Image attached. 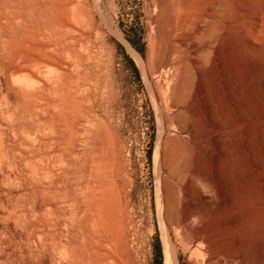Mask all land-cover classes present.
<instances>
[{"label":"rangeland","instance_id":"obj_1","mask_svg":"<svg viewBox=\"0 0 264 264\" xmlns=\"http://www.w3.org/2000/svg\"><path fill=\"white\" fill-rule=\"evenodd\" d=\"M222 2L239 30L224 32L218 59L195 74L205 62L197 29L175 23L170 0H0V264H154L156 239L161 264L165 244L174 264H264V20L253 30L261 0ZM163 3L171 20L157 14ZM52 17L72 25L82 65L59 53L33 73L19 69L29 21ZM171 83L182 105L170 100ZM222 105L221 123L213 114ZM212 123L224 128L211 132ZM192 205L199 217L183 219Z\"/></svg>","mask_w":264,"mask_h":264},{"label":"bare ground","instance_id":"obj_2","mask_svg":"<svg viewBox=\"0 0 264 264\" xmlns=\"http://www.w3.org/2000/svg\"><path fill=\"white\" fill-rule=\"evenodd\" d=\"M173 4H174V7L172 6L171 8H173L172 10H173V17H174V21H175V23L176 24H183V23H185V22H187V23H189L190 24V26H191V28L193 27H195L196 29H197V32H196V34H195V37L197 38V39H200V43L198 44V45H196V47L194 48V49H196L197 50V52H201V54L203 55V57L205 58V62H200V64L199 63H197V67H198V69H197V71H196V73L195 74H199L200 73V70L201 71H203L201 68H202V66L204 65L205 66V64H208L207 62L208 61H211V62H215L216 61V59H218L217 58V53H218V49L216 48L217 46L216 45H218L219 43H221L222 44V41H226L224 38H225V35H224V32H225V34L226 33H232V32H236V31H238L239 29H238V27H239V24H240V22H239V20L238 19H236V18H230L229 16L227 17L226 15H225V13L223 12V7L225 6V4L222 2V0H170ZM226 1V0H225ZM228 1V0H227ZM164 2V1H163ZM169 2V1H168ZM223 4H224V6H223ZM168 5L169 4H165V3H163L162 5H158V6H161L160 7V12H157V14H159L160 13V16H161V18H162V15H164V13H168L169 12V9L168 8H170V7H168ZM170 5H171V3H170ZM169 5V6H170ZM230 5V4H229ZM170 8V9H171ZM189 9V10H187L186 11V9ZM227 8H229V7H227ZM234 8H235V6H234ZM236 9V8H235ZM236 11V10H235ZM226 12V11H225ZM229 12V11H228ZM227 13V12H226ZM169 14V13H168ZM167 14V15H168ZM228 14V13H227ZM263 14H264V0H261V2H260V8H259V10H258V12H256L255 14H254V18H255V22H254V26H253V30L254 31H256L257 30V26L259 25V23H258V19H261L262 21L264 20V17H263ZM157 16V15H156ZM165 17H166V15H165ZM164 17V18H165ZM167 18H169V15H168V17ZM170 19V18H169ZM171 20V19H170ZM30 22V29H29V36H30V45H29V52H28V54L26 55V56H24V55H19L18 57H17V60H18V65H17V67L19 68V69H21V70H23V69H25V70H27L28 72H30V73H33L34 72V70L35 69H37V68H39V67H41L42 65H44L48 60H49V58H50V56H51V54H59V53H65L66 55H68L70 58H71V60L73 61V64L74 65H76V66H78V67H80L81 65H82V59H83V53H82V50H81V42L79 41V39L77 38V37H75L74 35H72L71 33H70V31H71V29H72V25L70 24V23H67L64 19H61V18H59V17H56V18H54V17H52V18H49L48 20H35L34 22H32V21H29ZM226 22V23H225ZM169 23H170V21H169ZM168 23V24H169ZM171 24V23H170ZM189 24H186V27L187 26H189ZM224 24H227V26L225 27L224 26ZM224 26V27H223ZM22 28V27H21ZM187 28H189V27H187ZM194 28V29H195ZM28 29V28H27ZM164 29V28H163ZM162 29V30H163ZM190 29V28H189ZM189 29H187V30H189ZM261 29V28H260ZM24 30V29H23ZM160 31V30H159ZM164 31V30H163ZM24 33H26V32H24ZM163 33V32H162ZM167 33V32H166ZM164 35H165V33H164ZM231 35V34H230ZM232 36H233V34H232ZM21 37H22V34H21ZM24 37V36H23ZM227 37V36H226ZM211 38H214L215 39V43H214V45H209V44H207V40H209V39H211ZM228 38V37H227ZM23 39V38H22ZM29 39V38H28ZM233 39V38H232ZM250 40V39H249ZM249 40L247 39V41L249 42ZM28 41V40H27ZM211 41H213V40H211ZM26 42V41H25ZM24 42V43H25ZM214 42V41H213ZM196 43V42H195ZM195 43L193 44V45H195ZM225 43V42H224ZM22 45V44H21ZM250 46V45H249ZM130 47V46H129ZM193 48V47H192ZM193 49V50H194ZM200 49V51H198ZM20 50V49H19ZM22 50H23V48H22ZM130 50L132 51V52H134L131 48H130ZM188 51V50H187ZM195 51V50H194ZM24 52H26V51H24ZM236 53V52H235ZM133 54H135V55H137V53H133ZM187 54H188V52H187ZM200 54V53H199ZM18 55V54H17ZM185 55V54H184ZM138 56V55H137ZM15 57H16V55H15ZM139 57V56H138ZM182 56H180V58H181ZM224 57V56H223ZM226 57V56H225ZM257 57V56H256ZM222 58V57H221ZM195 64H196V62H195ZM215 65H217V64H215ZM253 65H254V63H253ZM213 66H214V64H213ZM186 67V66H185ZM254 67H255V65H254ZM173 68V67H172ZM178 69V67L176 66L174 69ZM205 68V67H204ZM203 68V69H204ZM212 68V67H211ZM232 68V67H231ZM186 69V68H185ZM206 69V68H205ZM213 69H214V67H213ZM215 69L217 70V67H215ZM214 69V70H215ZM257 69V68H256ZM213 70V72H215ZM232 70V69H231ZM186 71V70H185ZM188 71V70H187ZM208 71H209V69H208ZM211 71H212V69H211ZM254 71V70H253ZM212 72V73H213ZM208 73V72H207ZM209 73H210V71H209ZM211 73V74H212ZM175 75L177 76V74L175 73ZM184 75V74H183ZM208 76H209V74H207ZM254 75V74H253ZM66 76V72H64V71H61L60 70V78H64ZM231 79H233V78H231ZM221 83V82H220ZM219 82L217 83L218 85L220 84ZM235 83V82H234ZM216 84V85H217ZM263 85H264V81H263V83H262ZM215 85V86H216ZM235 85V84H234ZM262 85V86H263ZM227 86V85H226ZM212 87H214V86H212ZM218 87H220V86H218ZM236 87V86H235ZM175 88V85H174V83H171V89H170V91H169V96H170V100H174V102H175V100L178 102L179 100H177L176 98H175V96H176V93L178 92V90ZM214 90H215V87L213 88ZM212 88H211V90H213ZM226 89V88H225ZM221 90V89H220ZM220 90H219V92H220ZM226 90H228V89H226ZM223 91V90H222ZM236 91V90H235ZM217 92H218V89H217ZM217 92H213V94L214 93H217ZM238 92V91H237ZM212 93V92H211ZM228 93V92H227ZM218 94V93H217ZM229 94V93H228ZM231 94H233L234 95V93H231ZM199 95V94H198ZM226 95V94H225ZM230 95V94H229ZM211 96V95H210ZM216 96V95H215ZM214 96V97H215ZM235 96V95H234ZM204 97V96H203ZM213 97V95L211 96V97H208L207 98V100H209L210 98H212V100L211 101H213L215 98ZM217 97H218V95H217ZM223 97H224V95H223ZM230 97V96H229ZM175 98V99H174ZM224 98H226V97H224ZM228 98V97H227ZM230 98H233V97H230ZM236 98V97H235ZM203 99V98H202ZM205 99V98H204ZM203 99V100H204ZM209 100V101H210ZM215 100H219V98L218 99H215ZM227 100V99H226ZM225 100V101H226ZM229 100H231V102H232V100H234V98L233 99H229ZM95 101V100H94ZM94 101L92 102V104L94 103ZM181 101V100H180ZM178 102V104L180 103L181 105H182V103L181 102ZM205 101V100H204ZM207 102L208 104L211 102ZM97 102V101H96ZM173 102V103H174ZM220 102V101H219ZM262 102V101H261ZM109 103H110V101H109ZM108 101H106V104L104 105L106 108L108 107ZM172 103V104H173ZM206 103V102H205ZM212 103H216V102H212ZM211 103V104H212ZM229 103V102H228ZM227 103V104H228ZM159 104V103H158ZM158 104H157V106H158ZM171 104V105H172ZM220 104V103H219ZM227 104H226V106H227ZM185 105V104H184ZM207 105V104H206ZM205 104H204V106H206ZM260 105H261V103H260ZM174 106H175V104H174ZM203 105H202V108L204 107ZM214 106V105H213ZM216 106V105H215ZM221 106V104L219 105V107ZM159 107V106H158ZM189 107V106H188ZM217 107V106H216ZM177 108V107H176ZM190 108V107H189ZM209 108V107H208ZM207 107L206 108H203V110L205 111V109H208ZM212 108V107H211ZM264 108V107H263ZM159 109V111H161L162 112V110L160 109V108H158ZM182 109V108H181ZM191 109H193V108H190V110ZM217 109V108H216ZM220 109V111L218 112L217 110H219ZM219 109H217V110H215V109H213V112L211 113V114H213L215 111L218 113H214L213 115H216L217 117H219L218 115H219V113L221 112V115H222V112H223V110L221 111V109H223V105H222V108H219ZM225 109L226 108H224V112H223V114L225 113ZM259 109H261V114H263V110H262V106H261V108H259ZM180 110V109H179ZM215 110V111H214ZM229 110H231V109H229ZM182 111H183V109H182ZM182 111H177L176 110V113L175 114H173V116H171V117H176L177 118V115H178V117L180 118L181 117V115L182 114H180ZM196 111V110H195ZM203 111V112H204ZM208 111H209V109H208ZM226 111H227V109H226ZM161 112H159L158 113V115H156V116H158V121H159V126H160V129L159 130H161V127H162V125H164V114L163 113H161ZM186 112V111H185ZM190 112H193V110L192 111H190ZM197 112V111H196ZM196 112H193V113H196ZM205 113V112H204ZM163 114V115H162ZM179 114H180V116H179ZM189 114V113H188ZM191 114V113H190ZM233 114V113H232ZM206 115H208V112H207V114ZM212 115V116H213ZM209 117H211V115H210V113H209V115H208ZM223 116V115H222ZM224 116H225V114H224ZM262 117H263V115H261ZM260 116V117H261ZM190 117H191V115H190ZM189 117V118H190ZM214 117L215 116H213L211 119V121L213 122L214 121ZM221 117V116H220ZM220 117H219V120H221L220 119ZM234 117H235V115H234ZM196 118V117H195ZM221 118H224V117H221ZM191 119H192V117H191ZM225 119V118H224ZM223 119V120H224ZM236 119V118H235ZM210 120V119H209ZM217 120H218V118H217ZM218 120V121H219ZM232 120V119H231ZM237 120V119H236ZM191 121H193V120H188V122H191ZM211 121H209V125H210V122ZM187 122V123H188ZM207 122V121H206ZM223 121L221 120V123H222ZM229 122V121H228ZM235 122V121H234ZM185 123V122H184ZM198 123V122H197ZM218 123V122H217ZM220 123V122H219ZM232 123V121H230V124ZM190 124V123H189ZM193 125H195L194 123H192ZM206 124H208V123H206ZM224 124H226V122L224 123ZM182 126H184L183 124H181ZM181 125H179V128L181 129ZM187 125V124H186ZM207 126V127H210V126ZM228 126H229V124H227ZM226 126V125H225ZM191 127V126H190ZM197 127V126H196ZM221 127H223L224 128V126L221 124L220 126L218 125V124H214L213 125V123H212V126H211V129H210V131L211 132H215V131H217L218 129H220ZM227 127V126H226ZM164 128V127H163ZM183 128V127H182ZM187 128V127H186ZM183 129H185V128H183ZM182 129V130H183ZM191 129V128H190ZM222 129V128H221ZM194 130H197V128L195 129V127H194ZM208 129L206 128V132H210L209 130L207 131ZM235 130V129H234ZM193 134V133H192ZM195 134V133H194ZM193 134V135H194ZM219 134H221L220 132H219ZM192 135V136H193ZM217 136H219L218 134H215V133H212V136L210 137V138H212L211 139V144H212V148H213V152H212V158L215 160V161H217V160H219V158H220V153H221V148H219L220 146H219V139H220V142H221V138H217ZM210 142V141H209ZM260 143V142H259ZM261 151H260V154H261V156L263 157V159H264V147L262 148V149H260ZM222 154V153H221ZM257 156V155H256ZM257 157H260V156H257ZM258 160L259 159H257V158H255V156H254V153H253V172H255V173H257L258 171H259V169L261 168V166H260V163L258 162ZM259 161H261V158H260V160ZM262 165V164H261ZM199 171V170H198ZM200 172V171H199ZM197 173V175H199V173L198 172H196ZM255 173H253V175L255 174ZM260 173V172H259ZM201 174V173H200ZM202 176H203V174H201ZM256 175V174H255ZM200 176V175H199ZM258 176H262V175H260V174H258ZM254 177V176H253ZM257 177V176H256ZM258 178V177H257ZM207 180V182L209 183V184H213V179L212 178H209V179H206ZM180 193V194H179ZM178 194L179 195H182L181 196V200H182V202H181V200L179 199V205H181V204H184V205H188V203H184V199H185V195H186V193L183 191H179L178 192ZM202 196V195H201ZM200 196V197H201ZM180 198V197H179ZM207 198V197H206ZM202 199H204V197L202 198ZM181 203V204H180ZM177 204H178V202H177ZM191 204V203H190ZM189 204V205H190ZM178 205V208L180 207ZM180 209V208H179ZM184 209V208H183ZM181 210V216L183 217V219H188V217L187 216H195V217H199V215H200V213H199V211H197L194 207H193V205L192 206H190V208L188 209V210ZM186 209V208H185ZM189 217V218H190ZM222 222V221H221ZM229 222V221H228ZM230 225H232V223L230 224ZM200 226V225H199ZM199 226H197V227H195V229L196 230H194L195 232L192 234V239H193V241H195V242H197V241H199L200 240V238H201V233H200V227ZM233 226V225H232ZM164 262H163V264H174L175 263V261H176V257H175V251L173 250V248H172V246L171 245H169V244H165L164 245ZM249 256H250V253L248 254ZM253 254H252V256H250L251 257V260H252V262H253ZM257 258V257H256ZM177 263V262H176ZM247 264V263H246ZM250 264V263H249ZM251 264H253V263H251Z\"/></svg>","mask_w":264,"mask_h":264},{"label":"trees","instance_id":"obj_3","mask_svg":"<svg viewBox=\"0 0 264 264\" xmlns=\"http://www.w3.org/2000/svg\"><path fill=\"white\" fill-rule=\"evenodd\" d=\"M128 41L132 45V47L135 48V50H137L138 52H141L140 46H138V44L136 42H134L130 38H128ZM124 58L126 59L128 65L130 66V68L132 69L134 74L138 75V71H137V68H136L134 62L125 54H124ZM148 158H150V152H148ZM153 260H154V264H161V261H162V258H161V246H160V243H159L158 239H156V241L154 243Z\"/></svg>","mask_w":264,"mask_h":264}]
</instances>
